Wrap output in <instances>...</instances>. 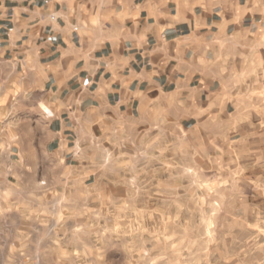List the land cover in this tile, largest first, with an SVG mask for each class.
<instances>
[{"label":"rangeland","instance_id":"1","mask_svg":"<svg viewBox=\"0 0 264 264\" xmlns=\"http://www.w3.org/2000/svg\"><path fill=\"white\" fill-rule=\"evenodd\" d=\"M217 119L82 137L0 183V264H264V38L222 41ZM20 124V122H17ZM39 164V167H37Z\"/></svg>","mask_w":264,"mask_h":264},{"label":"crops","instance_id":"2","mask_svg":"<svg viewBox=\"0 0 264 264\" xmlns=\"http://www.w3.org/2000/svg\"><path fill=\"white\" fill-rule=\"evenodd\" d=\"M45 1L0 0L4 184L41 134L44 152L80 169L82 137L98 129L217 119L230 105L218 43L264 38V0Z\"/></svg>","mask_w":264,"mask_h":264},{"label":"built area","instance_id":"3","mask_svg":"<svg viewBox=\"0 0 264 264\" xmlns=\"http://www.w3.org/2000/svg\"><path fill=\"white\" fill-rule=\"evenodd\" d=\"M45 3L48 4V1L46 0ZM52 19H55V16H52Z\"/></svg>","mask_w":264,"mask_h":264}]
</instances>
